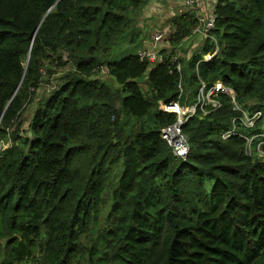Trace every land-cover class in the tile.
Segmentation results:
<instances>
[{"label": "trees", "instance_id": "1", "mask_svg": "<svg viewBox=\"0 0 264 264\" xmlns=\"http://www.w3.org/2000/svg\"><path fill=\"white\" fill-rule=\"evenodd\" d=\"M147 2L0 0V264H264V0H216L214 42L186 58L185 8L155 63L108 57L136 43ZM67 61L18 144L19 114ZM102 66L111 82L90 77ZM216 81L232 99L197 104L174 156L159 131L176 115L158 102L193 105Z\"/></svg>", "mask_w": 264, "mask_h": 264}, {"label": "built area", "instance_id": "2", "mask_svg": "<svg viewBox=\"0 0 264 264\" xmlns=\"http://www.w3.org/2000/svg\"><path fill=\"white\" fill-rule=\"evenodd\" d=\"M179 7L189 9L194 12L196 25L191 31V35L188 37H193L192 47L199 46L201 42L208 38L214 42V38L210 31L214 27L215 14L213 12L212 6L206 3V0H179ZM168 32V26L165 24L160 29H154L149 37L147 45L141 48L137 55L140 59H145L150 63H155L161 56L159 53L161 43L165 42L166 34ZM200 42V44H198ZM217 51V46L215 45L210 53L203 55V59L210 58ZM175 60V57L174 59ZM178 67V65H177ZM199 93L197 96L196 103L189 106H179L177 103L172 102L169 104H163L158 102V108L164 112L175 113V121L168 124L160 129V138L165 142L167 147L170 148L171 153L181 159L187 154L188 144L186 136L181 132L180 126L185 120L194 113L195 106L198 104L200 108L203 105L209 103L212 109H217L219 107V102L212 97L218 93H225L232 99V91L229 88L224 87L219 81L214 82L206 90L203 89L201 84L199 87ZM180 114L182 117L180 118ZM260 116L259 111H255L252 115L247 116L242 112V122L246 126H251L255 119ZM232 130L226 132L225 137L230 135ZM250 138L246 139V149L249 148Z\"/></svg>", "mask_w": 264, "mask_h": 264}, {"label": "rangeland", "instance_id": "3", "mask_svg": "<svg viewBox=\"0 0 264 264\" xmlns=\"http://www.w3.org/2000/svg\"><path fill=\"white\" fill-rule=\"evenodd\" d=\"M158 8H159V10H156L154 8V11H151V9H146V10H149V14H150V18L146 19V20H148V22L146 24L144 23L143 18H141V16L143 15V12L141 11L140 14H138L137 20H138L139 24L137 25V28H139L140 32L145 31L146 33H148L147 37L149 36V34L152 32V30L155 27H157L156 29H160L161 27H163L167 23L166 19L168 17H170V13L168 12V8L164 7V9H162V10H160L162 7L158 6ZM146 10L144 11V14H145ZM146 28H148V29H146ZM137 41H138V44L140 43V45H141L140 48L143 47L144 42L141 41V39L137 40ZM192 42L193 41L189 40V45H187L185 47H181L179 49L180 50L178 52L179 57L186 58L191 54V52L195 48H197L196 46L192 47V44H191ZM198 44H200V42H198ZM133 45L129 44L125 38L119 39L112 45L111 50L107 51V56L111 58V55L116 54V56L119 57L122 53H124L128 50H131V49H132L131 50L132 52H135L137 49V46L134 47ZM164 46H166V42L161 43L160 48H162ZM62 57L66 58L65 54H62ZM70 66H71V63L67 61V63L65 64L64 67L55 69V74H53L49 79H47V77L43 78L41 85L35 91V95H34V98L32 100V103L29 106L25 107V109H23L21 111V113L19 114L18 120L20 121V126L16 129V133L20 137V139L18 140V144H21L23 138H25V136L28 135L27 123H28V119L30 118L31 112L35 108L36 100L46 90L49 89V87L52 85V82H54V78L57 79L58 76H60L65 70L69 69ZM178 69H179V65H178ZM90 77L98 78V79L104 80L106 82H111V79L107 76L103 66L100 67L99 70L94 71ZM138 84H139L140 88L144 89L145 84L143 82V78L138 80ZM181 85H183V82H181ZM120 120H122L123 125H128L133 121L132 119L127 118L125 116H121ZM262 126H263V124H262ZM13 129H15V126L12 124L11 128L8 131H11ZM7 144H8V138L5 137L0 142V148L5 147ZM105 208H106V206L102 208V211Z\"/></svg>", "mask_w": 264, "mask_h": 264}, {"label": "crops", "instance_id": "4", "mask_svg": "<svg viewBox=\"0 0 264 264\" xmlns=\"http://www.w3.org/2000/svg\"><path fill=\"white\" fill-rule=\"evenodd\" d=\"M216 0H206V3L209 5V6H213V3L215 2ZM158 6L162 7L160 10L164 9L165 8H168V12L170 13V17L173 16L176 12L179 11V0H148L147 4L144 6V8L142 9V12H143V15L141 16V18H143L144 20V23L146 24L148 22V18H150V14H149V10H146V9H151V11H154V8L156 10H159ZM146 10L145 14H144V11ZM157 17V16H156ZM168 17L166 19V21H168V19L170 18ZM157 27H155L154 29H156ZM148 29V28H146ZM152 29V28H151ZM153 29V30H154ZM152 30V32H153ZM151 32V33H152ZM151 33L149 34V36L147 37V34L145 31H142L141 32V35L139 36L138 40L141 39V41L144 42V45L143 47H145L149 41V37L151 35ZM193 37H190V38H185L182 40V46L185 47L187 45H189V40L192 41ZM191 45V44H190ZM134 47L137 46V49L135 51V53H137L141 48H140V43L138 44V41H136V43L133 45ZM167 46V45H166ZM164 46V47H166ZM133 47V48H134ZM162 47V48H164ZM132 50V49H131ZM161 50V48H160ZM27 264H31V263H27Z\"/></svg>", "mask_w": 264, "mask_h": 264}, {"label": "water", "instance_id": "5", "mask_svg": "<svg viewBox=\"0 0 264 264\" xmlns=\"http://www.w3.org/2000/svg\"><path fill=\"white\" fill-rule=\"evenodd\" d=\"M17 86H18V85H17ZM17 86H16V87H17ZM181 117H182V114H180V118H181Z\"/></svg>", "mask_w": 264, "mask_h": 264}]
</instances>
